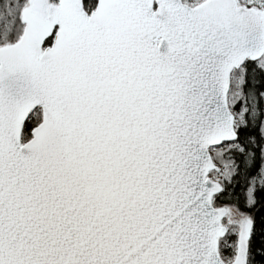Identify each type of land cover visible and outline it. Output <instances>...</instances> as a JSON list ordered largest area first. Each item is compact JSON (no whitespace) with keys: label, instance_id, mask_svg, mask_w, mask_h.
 Wrapping results in <instances>:
<instances>
[{"label":"snow or ice","instance_id":"6c2138e0","mask_svg":"<svg viewBox=\"0 0 264 264\" xmlns=\"http://www.w3.org/2000/svg\"><path fill=\"white\" fill-rule=\"evenodd\" d=\"M0 264H264V0H0Z\"/></svg>","mask_w":264,"mask_h":264}]
</instances>
